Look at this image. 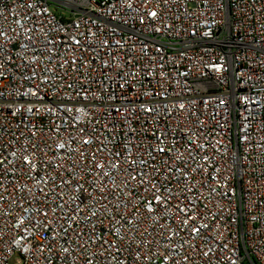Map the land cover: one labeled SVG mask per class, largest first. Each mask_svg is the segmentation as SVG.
Segmentation results:
<instances>
[{
	"label": "built area",
	"instance_id": "built-area-1",
	"mask_svg": "<svg viewBox=\"0 0 264 264\" xmlns=\"http://www.w3.org/2000/svg\"><path fill=\"white\" fill-rule=\"evenodd\" d=\"M0 264H264V0H0Z\"/></svg>",
	"mask_w": 264,
	"mask_h": 264
}]
</instances>
